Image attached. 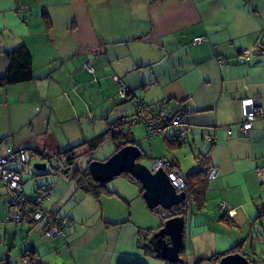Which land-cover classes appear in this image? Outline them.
Returning <instances> with one entry per match:
<instances>
[{
	"label": "crops",
	"instance_id": "1",
	"mask_svg": "<svg viewBox=\"0 0 264 264\" xmlns=\"http://www.w3.org/2000/svg\"><path fill=\"white\" fill-rule=\"evenodd\" d=\"M197 36L203 40L194 42ZM21 44L33 55L34 79L0 87V152L5 145L29 149L39 162L105 133L118 118L133 114L139 100L183 106L189 110L187 135L176 141V129H169L163 137L168 153L160 156L173 158L189 176L202 166L216 167L220 173L207 178L202 205L192 200L182 257L186 264H195L242 242V250L261 261L255 250L257 241L264 242L260 234L264 185L258 177L264 167V114L253 122L247 136L240 135L239 127L242 99H260L264 110V51L252 53L264 47V0H0V75L9 65L6 52ZM244 50L250 51L248 60L242 57ZM87 61L93 64V72L84 67ZM80 74L84 78H78ZM120 80L132 94L113 103ZM81 85L104 94L102 107L109 102L102 114L108 119L107 128L83 141L73 140L78 134L71 130L69 137L60 140L57 130L84 112L80 102L71 98L67 106L61 96L77 89L87 92ZM138 125L148 135L144 124ZM134 126L126 129L121 141L134 140L131 144L142 149ZM115 150L116 146L111 154ZM153 154L152 159L160 157ZM65 174L55 171L25 181L28 202L23 211L30 241L13 225L16 220L7 210L9 188L0 180V264H29L23 254L30 250L39 264H167L145 250L164 220L140 221L125 208L129 197L137 206L147 207L141 186L121 176L129 183L125 182L126 190L114 193L121 198L105 203L107 209L94 219L82 209L68 208L69 199L81 196ZM61 175L66 178L55 179ZM41 190L48 192L42 207L57 206L69 220L66 236L50 238L46 221L37 225L39 221L32 219ZM222 202L224 212L218 208Z\"/></svg>",
	"mask_w": 264,
	"mask_h": 264
},
{
	"label": "built area",
	"instance_id": "2",
	"mask_svg": "<svg viewBox=\"0 0 264 264\" xmlns=\"http://www.w3.org/2000/svg\"><path fill=\"white\" fill-rule=\"evenodd\" d=\"M203 36H197L194 38V42H201ZM250 51L244 50L242 57L246 60L250 58ZM219 60H221L219 58ZM84 67L93 72V64L89 61L84 63ZM120 94L123 99L129 96V88L120 80ZM243 108V118L239 127L240 135L247 136L253 126V122L260 116H263L264 110L261 105V100L258 98H244L241 100ZM189 110L180 105H173L170 101L149 104L144 100H139L136 111L128 117H121L117 120L113 128L116 131H121L130 128L136 124H144L148 135L150 136H162L166 138V134L169 129L177 128L173 132V139L180 141L187 135L186 116ZM229 133L231 129L227 127ZM211 141H214L213 136H206ZM4 150L0 152V180L9 188V202H10V217L16 221L25 219L23 206L28 202V198L25 194V181L34 178L37 172L42 174H53L55 172L54 165L51 158L60 160L64 157L63 154H54L51 157H46L39 162H45L46 166L44 170L37 171L34 168L36 159L39 157L35 152L29 149H16L10 145H5ZM154 173L162 169L171 180L173 186L178 192H186V205L184 209L191 211L193 196H188V175L183 172L177 162L168 156H160L153 159L152 165L149 167ZM207 178L213 179L219 175V169L213 166L206 168ZM259 181L264 185V167H260L258 170ZM48 192L43 191L38 199L35 201L37 207L31 212V217L34 221H46L45 233L50 238H56L59 236H66V226L69 220L63 217L59 213V208L53 206L51 209H44L42 202L47 198ZM220 212H224L226 204L220 203L218 206ZM29 264H35V261L31 260L28 256Z\"/></svg>",
	"mask_w": 264,
	"mask_h": 264
},
{
	"label": "rangeland",
	"instance_id": "3",
	"mask_svg": "<svg viewBox=\"0 0 264 264\" xmlns=\"http://www.w3.org/2000/svg\"><path fill=\"white\" fill-rule=\"evenodd\" d=\"M84 76H85V74H80L77 77L78 78H84ZM81 86H82V89H87V92H82L80 90V93H79V90L77 89L78 92H76L74 94H73V92L66 91V93H63L64 96H61L60 100L67 106H68V102L70 101L71 98L74 102H80L82 111H84V112H81L78 114L74 123L69 121L68 123H66L67 126H63L57 130V136L60 140L64 141L65 137H69L68 134L72 133L71 130L77 132L78 137L73 139V140L78 141V140H81L83 137L84 138L86 137V139H89V138H91L97 134L102 133L107 128V120L108 119L103 118L102 114L105 112L104 109L109 107V102H108L106 108L102 107L100 103L105 99L104 94L102 92H99V90L98 91L93 90L92 86H90V85H89V87L88 86L86 87V85H81ZM97 89H99V87H97ZM77 93H79V96L77 95L79 97V99L74 100V97H76ZM18 95L20 96V94H18ZM12 100H13V98H12ZM122 100H123V98L121 97L120 91L116 90V92L113 95V101L112 102L113 103L115 101L121 102ZM17 102H18L17 100H14L12 103H14L13 105H15V103H17ZM87 104L89 105L88 107H87ZM121 105L122 104L119 103L118 105H116L114 107V109L116 107L119 108ZM90 110H92V111H90ZM137 126H139V125L136 124L133 127V132L135 134V138L138 140V142L141 145L144 153L146 154L145 157L140 158L139 160L143 164L150 167L152 165V162H153L152 157H154V155H155L153 153H156L158 156L163 155V153H168L165 149L164 139L162 136H158V137L157 136H151V137H149L146 134V131L144 130V127H142V125L139 127H137ZM174 129H177V128H174ZM83 140L84 139H82L81 141H83ZM86 148H87V146L77 149V154L79 155L78 160L72 168H70V169L66 168L64 170V171H66V173L68 171H70V173H72L74 168H80V169L88 168L89 162L91 161L92 158L99 159V160H103V159L107 158L114 151L115 144L112 141V139L110 137H108L106 139V142H104L103 145L99 149H97V151L90 152ZM169 154H170V152H169ZM180 156H181V154H180ZM46 157L48 158L51 156H46ZM182 158L184 159V156H182ZM51 161L55 167L60 165V162L56 161L53 157L51 158ZM185 161H186V159H185ZM51 175H53V174H51ZM47 176H50V175H47ZM55 176L56 175L50 176V177H55ZM121 176H123V175L115 177L113 180H111L109 183H107L108 184L107 187L111 191H116L115 193H118V192H121L122 190H126L125 184L128 182L125 181V179ZM43 177H44V175H43ZM43 177L38 176V177H36V179H40ZM61 177L66 178L64 175H61L60 177H56L55 179L61 178ZM71 181L72 180L70 179V182ZM30 182L31 181H29V183ZM26 186H27V184H26ZM139 188H140V185H139ZM130 190H131V187H130ZM78 195L81 196V198H78V196H76L77 198L74 197V198L69 199V201H68L69 203L67 205L68 208H71V209H72V207L76 208V212H79L82 209V210H84V212H89L94 219L97 218L98 215H102L103 210L107 209L105 206L106 205L105 203L113 201V200H115V198L116 199L121 198L119 196L120 194H104V195L100 196L99 198H97L93 195H91V196L86 195V194L84 195L81 193L80 190L78 191ZM110 198H112V199H110ZM80 199L82 201H80ZM128 200H129L128 202L130 205H128L127 201H124L125 208L132 210V212H133L132 215H137V217L140 218V221H141V219L150 218L152 220L154 219V220H157V222H159L160 219L163 220V217L166 214H167V216L168 215L171 216L172 212L165 210L161 207H157L155 209H148L147 205H146L147 207L137 206L136 203H134V200H132L130 197L128 198ZM7 206H8L7 210L9 211V208H11L9 198H8ZM51 208H49V209H51ZM137 208H138V210H137ZM157 211H159L160 213H158ZM104 213H106V211ZM116 215H118V214H116ZM130 216L131 215H129V212H128V219L130 218ZM104 220H107V219H104ZM42 224H44V221L37 222V225H42ZM13 225L14 226L18 225L17 228L19 229V234L24 237L23 239L27 238L30 241V239L28 238V235H29L28 228H30L28 221H26V220H24L22 222L14 221ZM260 234L263 235V239H264V230L263 229H260ZM263 243L264 242L257 241V244H256V247H257L255 250L257 252L256 254L258 256L263 257V260L258 262V264H264V244Z\"/></svg>",
	"mask_w": 264,
	"mask_h": 264
},
{
	"label": "water",
	"instance_id": "4",
	"mask_svg": "<svg viewBox=\"0 0 264 264\" xmlns=\"http://www.w3.org/2000/svg\"><path fill=\"white\" fill-rule=\"evenodd\" d=\"M263 51L264 47L258 46L252 53L258 54ZM142 152V149L137 144L124 145L105 160H91L88 165L89 173L95 181L103 184L109 183L123 173L130 174L140 183L142 196L150 209L161 207L169 211L182 205L186 199V192H178L164 170L160 169L153 173L147 165L138 161L143 154ZM45 166V162H36L34 164V168L37 171L44 170ZM38 174L42 173L37 172ZM185 223V214L167 216L161 227L148 239V244L154 248L157 254L172 264H186L180 255L184 244ZM215 264L253 263L246 255L236 252L224 255Z\"/></svg>",
	"mask_w": 264,
	"mask_h": 264
},
{
	"label": "trees",
	"instance_id": "5",
	"mask_svg": "<svg viewBox=\"0 0 264 264\" xmlns=\"http://www.w3.org/2000/svg\"><path fill=\"white\" fill-rule=\"evenodd\" d=\"M8 58H9V65L6 71L0 75V87H6L12 84H17V83H23V82H28L34 79V70H33V55L29 48L25 44H21L14 49L7 51L6 52ZM129 95L132 94V91L129 90ZM125 100V99H124ZM120 119V118H118ZM117 119V120H118ZM117 120L111 124L110 128L103 134L91 139V140H86L82 144L70 147L69 149L56 153V154H63L64 157L60 160V165L57 167L54 166L55 171H64L66 168H72L77 160L79 155L77 154V149L82 146L86 145L87 150L90 152L97 151L104 142H106V139L110 137L112 141L115 143L116 150H119L122 148L124 145H127L128 143H134L133 142H123L121 141L125 137V132L126 129L121 130V131H116L113 126L116 124ZM143 154L141 155L140 158H142ZM139 158V159H140ZM95 158H92L93 160ZM138 159V161H139ZM207 171L206 168L204 169L203 166L201 169L196 171L195 173L191 174L190 176L188 175L187 180H188V188H187V194L188 196H193L194 200L198 205H202V203L205 201L204 196L205 192L207 190V184H208V179H207ZM66 175L75 182L77 188L84 194H91L95 197H100L103 193L107 194H114L115 192L111 191L106 184L100 183L95 181L91 174L89 173L88 168L85 169H80V168H74L72 173L68 171ZM122 175L128 176L132 181L136 182L137 184L140 185V183L133 178L130 174L128 173H123ZM141 186V185H140ZM42 192L45 190H41ZM41 192V193H42ZM142 193V190H141ZM40 195V194H39ZM186 201L182 203V205L174 207L173 209L169 210L171 213V216L177 215V214H185L187 216V212L184 207ZM24 216L26 215L25 212ZM160 215V214H159ZM169 216V215H168ZM169 216V217H171ZM64 217V216H63ZM164 218V217H163ZM167 218V217H166ZM221 220H224L228 222L230 225H232V221L225 216H221ZM165 220V218H164ZM68 225V224H67ZM146 252L147 254L160 258V256L157 254V252L154 250V248L150 244L145 245ZM242 242L237 243L232 249L226 251V252H219L214 254L213 256L209 258H199L196 260L195 264H214L219 262V260L227 254L230 253H236L240 252L244 255H247L248 259L253 263V264H258L259 260L254 259L251 257L250 254L245 253L242 250ZM184 254V244L181 248L180 255ZM25 257H31V260H34V255L33 251H27L24 252L23 254ZM261 260H263V257L260 256ZM184 259V257H183ZM185 260V259H184ZM186 263V262H185ZM6 264H10V262H7ZM35 264H39L38 261L35 262ZM124 264H135V263H124ZM167 264H172L170 262H167Z\"/></svg>",
	"mask_w": 264,
	"mask_h": 264
}]
</instances>
